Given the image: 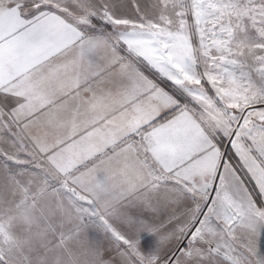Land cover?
<instances>
[{
	"label": "snow or ice",
	"instance_id": "obj_1",
	"mask_svg": "<svg viewBox=\"0 0 264 264\" xmlns=\"http://www.w3.org/2000/svg\"><path fill=\"white\" fill-rule=\"evenodd\" d=\"M0 264H264V0H0Z\"/></svg>",
	"mask_w": 264,
	"mask_h": 264
}]
</instances>
